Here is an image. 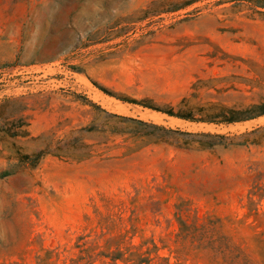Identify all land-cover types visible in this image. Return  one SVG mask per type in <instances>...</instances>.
Masks as SVG:
<instances>
[{
	"label": "rangeland",
	"instance_id": "rangeland-1",
	"mask_svg": "<svg viewBox=\"0 0 264 264\" xmlns=\"http://www.w3.org/2000/svg\"><path fill=\"white\" fill-rule=\"evenodd\" d=\"M262 103L264 0H0V264L117 236L264 264ZM177 216L216 224L227 257L182 244Z\"/></svg>",
	"mask_w": 264,
	"mask_h": 264
},
{
	"label": "trees",
	"instance_id": "trees-1",
	"mask_svg": "<svg viewBox=\"0 0 264 264\" xmlns=\"http://www.w3.org/2000/svg\"><path fill=\"white\" fill-rule=\"evenodd\" d=\"M10 101L7 100L9 103ZM255 116L264 115V103L257 105L253 108ZM243 114L242 112L230 111L229 116L224 118L223 122L230 124L240 121L252 119L253 117L235 118V115ZM173 115V114H169ZM184 120H190L183 116H177ZM27 127L28 124H22ZM21 127V126H20ZM27 132L17 131L10 134V137H25ZM24 159H29L28 156H24ZM178 213L181 212L177 208ZM178 225L177 239L182 243H190L192 251L198 253H204L209 259L215 261L217 259L224 260L229 254L230 250L224 238L218 235L216 230V224H192L189 225L182 217H176ZM83 239V238H81ZM80 239V240H81ZM132 238H129L126 242L125 237L117 236L110 238L106 242V248L104 251L95 252L94 249H81L79 255L75 259H71L69 264H172L168 258L160 257L158 252L160 248L151 240H145L140 244L132 243ZM148 245H151L150 247ZM114 247V248H113ZM81 248V246H77ZM183 249H185L183 247Z\"/></svg>",
	"mask_w": 264,
	"mask_h": 264
}]
</instances>
